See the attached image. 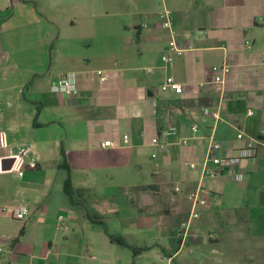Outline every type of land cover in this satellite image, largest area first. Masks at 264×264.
<instances>
[{
	"label": "crops",
	"instance_id": "0c3cea01",
	"mask_svg": "<svg viewBox=\"0 0 264 264\" xmlns=\"http://www.w3.org/2000/svg\"><path fill=\"white\" fill-rule=\"evenodd\" d=\"M165 9L190 52H168L170 32L159 20ZM165 55L172 57L168 64ZM223 63L231 71L218 96L210 70ZM98 70L108 76L106 83ZM69 73L77 78L75 98L54 89ZM167 76L183 85L182 94L161 91ZM205 108H218L221 119L203 116ZM169 127L178 136L162 151L151 141ZM263 129L264 0H0V264H95L88 255L94 240L75 233L76 212L97 211L111 193H126L125 201L138 210L151 209L139 214L169 232L160 246L170 252L176 232L169 226L188 218V196L199 183L200 173L184 164L204 159L212 134L233 155L243 145L239 133L257 138ZM104 141L114 147L102 148ZM9 150L16 156L8 157ZM236 170L241 181L203 179L207 205L187 245L231 226L244 235L246 247L257 242L264 254V148ZM67 178L94 197L72 206ZM18 206L29 209L25 219L3 212ZM154 210H162L168 229L157 226ZM65 224L74 225L71 232L62 231ZM99 240L103 253H123L105 232Z\"/></svg>",
	"mask_w": 264,
	"mask_h": 264
},
{
	"label": "rangeland",
	"instance_id": "374dc122",
	"mask_svg": "<svg viewBox=\"0 0 264 264\" xmlns=\"http://www.w3.org/2000/svg\"><path fill=\"white\" fill-rule=\"evenodd\" d=\"M218 96L221 92V89L213 87ZM221 94V93H220ZM150 171L152 165L149 166ZM150 172L146 180H150ZM171 188V187H170ZM107 201L101 204L100 208L96 211L93 208L94 219L103 222L104 227L112 235H122L127 241L139 246L150 247L151 250L145 251L137 257H133L131 250L124 248L122 249L123 253H114L113 249L110 251L106 250V253H103L102 246L100 245L99 237H103L104 230L102 225L95 224L87 218L85 210L80 209L76 214L79 217V222L77 226L74 225H64V231L71 232L73 227L75 228V233H83L86 237L93 239L94 250L89 249V254L94 256L97 260L95 264H163V254L161 251L160 245H165L166 241L164 237L169 233L167 230L165 232H160L156 229L154 224V218L149 214H139L144 212H149L147 208L140 207L138 210L137 205H130L129 201H125L126 193H111ZM117 195L121 197L120 200H115L114 196ZM85 195H82L81 198H84ZM91 197H94V194H91ZM78 199H80L78 197ZM123 201V202H122ZM92 205V204H91ZM89 211H92V208H87ZM151 210V209H149ZM139 211V212H138ZM155 218L157 219V226L167 228L166 218L163 217L162 210L156 211ZM152 211V213H154ZM175 218V217H174ZM173 219V218H172ZM178 220L180 218H177ZM177 219H173V224H170L169 229L172 228L178 234L182 222L176 223ZM177 220V221H178ZM80 222L84 224H80ZM71 229V230H70ZM101 232V233H100ZM213 234L214 239H210L206 235ZM205 237L199 236L198 238H191L190 245H185L181 250L178 257H175L174 264H185L183 261H192L197 260L198 262L194 264H263V249L261 245L257 242L250 243L249 247H246L248 244L244 239V235L236 229V227L228 226V229H224L223 232L218 230L216 232H207ZM170 237V234H168ZM99 236V237H98ZM178 238V236H176ZM170 240V238H169ZM158 243V244H157ZM206 243L209 248H200L199 250L196 246ZM196 245V246H192ZM112 246V245H111ZM114 246V245H113ZM160 246V247H159ZM168 248H171L172 245L167 244ZM113 248V247H112ZM208 251V249H210ZM2 251L3 249L0 248ZM171 250V249H170ZM87 250H85V253ZM120 252V251H118ZM203 253L205 254L203 257ZM177 259L179 261H177ZM202 263H199V262Z\"/></svg>",
	"mask_w": 264,
	"mask_h": 264
},
{
	"label": "built area",
	"instance_id": "2783aa9c",
	"mask_svg": "<svg viewBox=\"0 0 264 264\" xmlns=\"http://www.w3.org/2000/svg\"><path fill=\"white\" fill-rule=\"evenodd\" d=\"M159 20L163 28H166L170 32L171 39L168 43V52L171 56H178L190 52L193 50L190 44H184L177 40L174 31L172 30V12L168 9H165L159 14ZM172 57L169 55L162 56V61L165 64L170 63ZM231 68L228 64L223 63L216 65L210 70V83L218 88L223 87L225 80L229 75ZM96 75L99 78V81L104 84L108 81V76L105 72L98 70ZM56 91L61 92L67 98H75L79 94L77 86V78L74 73H69L63 76L58 80L54 88ZM161 91L164 93L172 92L174 94L183 93V85L176 82L173 77L167 76L164 83L161 86ZM203 116L212 117L215 122L221 119V112L218 108H205L202 110ZM191 130L194 134L199 131V124L194 123L191 126ZM178 136V130L175 127H169L165 130H162L159 135L155 136L151 144L162 151L168 150L167 140ZM239 140L243 141L242 147L238 148L233 155H229L223 149V146L220 141L216 140L214 135H210L208 139V145L206 154L203 160L200 162H186L184 165L187 166L193 172H199V183L197 189L190 193L188 200L191 204V211L188 218L182 222L181 228L177 234L180 239V249L179 251L171 256L164 257L163 264H174L175 257L181 252V250L187 245L188 238L190 236L193 224L200 217V209L204 208L207 205V192L203 190L202 182L203 179H215L218 176L227 175L235 178L236 181H241L244 175L236 170V168L242 162L255 161L258 156L259 148H264V129L261 131L260 135L257 138L246 136L244 133H239L237 135ZM123 142L128 144L129 136L125 135ZM188 140L186 138H178V144L186 146ZM102 148L114 147V143L111 141H104L101 144ZM17 153L9 150L8 157L12 158L16 156ZM156 154L152 155V158H156ZM31 167H35L36 161L31 159ZM24 175L23 171L19 172V176ZM177 187L175 191H179ZM4 213L10 215L15 219H25L29 215V209L26 206H18L15 208L4 209ZM64 216L58 218V223L61 224L64 221ZM210 239H214L213 234H209ZM0 253L2 250L0 249Z\"/></svg>",
	"mask_w": 264,
	"mask_h": 264
},
{
	"label": "trees",
	"instance_id": "16d2710c",
	"mask_svg": "<svg viewBox=\"0 0 264 264\" xmlns=\"http://www.w3.org/2000/svg\"><path fill=\"white\" fill-rule=\"evenodd\" d=\"M13 1L14 2H21V3L27 2V0H13ZM64 191H65L66 195L68 196V198L70 200V204L72 206H76V207L81 206V204H80L81 200L84 199L83 197L81 198V196L84 195V193L81 190L74 189L72 187L70 181H69V178H67V180L64 183ZM85 196H87V198H92L90 193L85 194ZM78 197L80 199H78ZM84 210H85V214H86L87 218H89V220L91 222L102 225L104 232L109 236L112 243L117 244L119 247L127 248V249L131 250L134 258L137 257L138 255L142 254L145 251L151 250V248L147 247V246L143 247V246H135V245L130 244L122 235L110 234L107 231L106 227H104L103 222L94 219L95 218L94 212L89 211V209H85V207H84ZM171 236H172V238H171L172 247H171L170 252L166 251L165 249H163L162 247L159 246L165 257H171V256L175 255L180 249L181 241L179 238H176L177 234L173 232L171 234ZM133 263L135 264L134 260H133Z\"/></svg>",
	"mask_w": 264,
	"mask_h": 264
},
{
	"label": "water",
	"instance_id": "95a60500",
	"mask_svg": "<svg viewBox=\"0 0 264 264\" xmlns=\"http://www.w3.org/2000/svg\"><path fill=\"white\" fill-rule=\"evenodd\" d=\"M156 92V91H155ZM153 95V92H149V96H152Z\"/></svg>",
	"mask_w": 264,
	"mask_h": 264
}]
</instances>
